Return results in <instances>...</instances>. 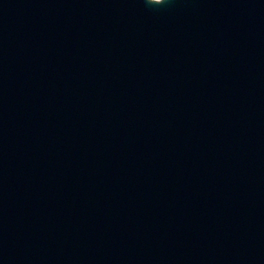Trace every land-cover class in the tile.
<instances>
[{"label": "water", "instance_id": "water-1", "mask_svg": "<svg viewBox=\"0 0 264 264\" xmlns=\"http://www.w3.org/2000/svg\"><path fill=\"white\" fill-rule=\"evenodd\" d=\"M0 264H264V0H0Z\"/></svg>", "mask_w": 264, "mask_h": 264}, {"label": "clouds", "instance_id": "clouds-1", "mask_svg": "<svg viewBox=\"0 0 264 264\" xmlns=\"http://www.w3.org/2000/svg\"><path fill=\"white\" fill-rule=\"evenodd\" d=\"M165 0H145V3L148 5H161Z\"/></svg>", "mask_w": 264, "mask_h": 264}]
</instances>
